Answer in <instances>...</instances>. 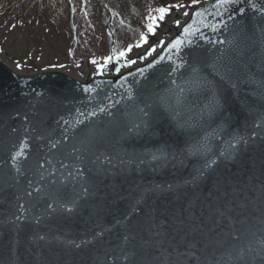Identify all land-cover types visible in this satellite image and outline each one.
<instances>
[{"label":"water","instance_id":"1","mask_svg":"<svg viewBox=\"0 0 264 264\" xmlns=\"http://www.w3.org/2000/svg\"><path fill=\"white\" fill-rule=\"evenodd\" d=\"M214 5L109 71L0 60V264H264V0Z\"/></svg>","mask_w":264,"mask_h":264},{"label":"trees","instance_id":"2","mask_svg":"<svg viewBox=\"0 0 264 264\" xmlns=\"http://www.w3.org/2000/svg\"><path fill=\"white\" fill-rule=\"evenodd\" d=\"M188 3L192 0H0V21L9 24L10 33L21 36L29 30L28 25L40 30L42 34H30L36 37L33 41L37 49L47 43L49 49L56 50L59 47L54 41L68 46L76 39L86 56L100 64L110 63L112 60L106 59L109 56L124 58L120 53L126 52L129 46L131 52L137 49L135 45L143 46L141 36L147 40L154 36L148 31V25L153 14L159 16L156 9ZM73 8L78 20L77 32L72 25ZM69 59V64L76 69L84 63L72 50Z\"/></svg>","mask_w":264,"mask_h":264},{"label":"rangeland","instance_id":"3","mask_svg":"<svg viewBox=\"0 0 264 264\" xmlns=\"http://www.w3.org/2000/svg\"><path fill=\"white\" fill-rule=\"evenodd\" d=\"M185 1V0H182ZM189 1V0H187ZM204 0H200L197 4L203 3ZM192 3L184 4V7H180L179 9L174 8L171 9L169 14L166 15L165 20L163 22L158 21L159 28H157V34L149 39L147 43L143 45L142 48L134 51L128 57L135 56L138 53L143 52L147 47H149L154 39L161 38L167 31L168 26L175 22V15H184L186 10L190 7H194ZM153 17H156L153 14ZM78 22L77 17L76 20L74 18V14H72V25L75 26V30H79L78 26L73 22ZM9 24L7 25L5 22L0 21V60L6 63L10 68L16 71L19 74H33L43 70L55 69L64 73L69 74L74 78H81L79 73L80 69L86 68V62L84 57L86 54L84 53V49L82 47H78V43L76 45V50L74 44L66 45L65 42H55L53 44L58 45V49L53 50L49 49L47 43H44L42 49L35 48V43L33 39L36 37H31V33H41L40 30L36 29L33 25L29 26V30L25 33L24 36L17 35L16 33H10L8 31ZM42 34V33H41ZM38 37V36H37ZM72 50L74 56L77 59H84L83 65L76 69L72 65L69 64V51ZM75 52L80 55L77 57ZM83 57V58H82ZM128 57H126L123 61L125 62ZM55 64L58 67H53ZM108 66V71L111 70L110 65ZM121 69H124L122 67ZM106 74L107 71H105Z\"/></svg>","mask_w":264,"mask_h":264},{"label":"snow or ice","instance_id":"4","mask_svg":"<svg viewBox=\"0 0 264 264\" xmlns=\"http://www.w3.org/2000/svg\"><path fill=\"white\" fill-rule=\"evenodd\" d=\"M200 2V0H192V4L193 5H196ZM233 0H216V5L214 6H220V7H223L225 4H228V3H232ZM180 7H184V5H181V4H176V5H167V6H162V7H159L158 9H156V11L159 13V16L158 17H151V23L148 25V31L150 33H152L153 35L156 34V31H157V28H159V23L158 21L160 22H163L165 20V17L166 15L169 14L170 10L172 8H177L179 9ZM185 16L188 15L187 12L184 13ZM197 15H199V13H197ZM176 25L179 26L180 22L179 20L175 21ZM190 28L191 26H187L184 28V32L185 33H189L190 32ZM141 41L142 43H147V37L146 36H141ZM165 42L164 41H159L158 44L159 45H163ZM183 43L182 40L180 39H175L173 40L170 44H168L167 46L172 48V49H177L181 46V44ZM137 48L141 47L142 44H137L135 45ZM132 51V47L129 46L128 49L126 50V52H121L120 53V56L123 57V56H126L127 52H131ZM156 51V48L155 47H152L149 51V55H151L152 52H155ZM143 58V57H142ZM108 61H111L112 60V57L109 56L106 58ZM92 64H97V61L96 60H92L91 61ZM130 64H134L135 61L134 60H130L129 61ZM151 66V65H149ZM99 67H103L102 65H100ZM195 71V70H194ZM101 111H103V109H101Z\"/></svg>","mask_w":264,"mask_h":264},{"label":"bare ground","instance_id":"5","mask_svg":"<svg viewBox=\"0 0 264 264\" xmlns=\"http://www.w3.org/2000/svg\"><path fill=\"white\" fill-rule=\"evenodd\" d=\"M177 20H179V22H182V21H181V20H182V17L179 15V17H178ZM177 20H176V21H177ZM175 24H176V23H175ZM87 72H90V71H88L87 68H85L84 71H83V73L85 74V73H87Z\"/></svg>","mask_w":264,"mask_h":264}]
</instances>
